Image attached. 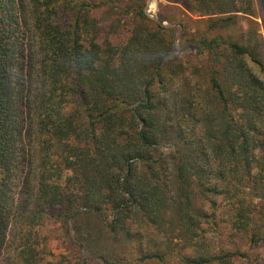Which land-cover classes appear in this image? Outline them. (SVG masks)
<instances>
[{
    "label": "trees",
    "instance_id": "16d2710c",
    "mask_svg": "<svg viewBox=\"0 0 264 264\" xmlns=\"http://www.w3.org/2000/svg\"><path fill=\"white\" fill-rule=\"evenodd\" d=\"M180 1L0 0V264H264V0Z\"/></svg>",
    "mask_w": 264,
    "mask_h": 264
},
{
    "label": "rangeland",
    "instance_id": "374dc122",
    "mask_svg": "<svg viewBox=\"0 0 264 264\" xmlns=\"http://www.w3.org/2000/svg\"><path fill=\"white\" fill-rule=\"evenodd\" d=\"M149 1L147 0V4H146V10L147 7L149 5ZM168 0H156V7L155 9L150 13V18L155 20V21H160L159 20V16H158V12H159V5L162 4H166ZM175 1V0H173ZM186 0H181L180 1V5L182 7V3H185ZM255 8L257 10V14L260 11L259 10V6H258V1L255 0ZM173 4V3H172ZM150 8V7H149ZM168 15H172V11H168L167 12ZM189 16L193 17L194 19H199L197 17V15H193L192 13H188ZM243 18L239 20L238 24L231 28V30L229 32L222 30L220 27L218 28H210V24L208 21H210V17L206 16L204 17V23H202L201 25H199L198 30L201 31V33L205 34L208 32V34H210V38L216 37V36H225V35H229L231 34L234 38L236 39H242L244 41V43H246L247 45H250L252 47L257 46V48L262 52V57L264 58V19H262L259 15L256 16H249V15H242ZM178 18L175 20V23L173 25L164 22L163 25L164 26H168L170 28H172L175 32L176 37L179 38V41H177V48L174 51V54L171 55L170 58L173 57V55H177L180 53V35L182 32L181 26H180V21L182 19V17L177 16ZM196 27V26H195ZM195 29H193L192 31H194ZM197 30V29H196ZM205 56L202 57V62L200 61V59L195 62V66H197V69H201L202 70V66L205 65L204 61H205ZM254 73L264 82V71H261L258 68H255ZM179 86V81L177 82V84L175 85V87L177 88ZM165 155L170 154L173 150L174 147H170V146H165L163 148ZM169 174L171 175V177L174 176L175 170L173 165L169 166ZM71 174V173H70ZM221 202V200H219V203ZM226 210H222L220 212V215L222 216L223 213H225ZM112 219V216L110 214L107 215V220L110 221ZM224 219H225V215H224ZM85 223H87V221H85ZM225 223H222V226H225ZM72 224H69V228L71 229ZM68 227L67 225L64 227L63 225H50L49 226V230L51 231L52 234V247H53V253L55 256L58 257V260H56V262L58 261H66L64 264H78L80 258L78 254H76V250L74 249V247L72 246V244L69 241V237L66 233ZM71 235H74V233H72V231L70 230ZM96 238L93 237L92 238V243H94V241L96 242Z\"/></svg>",
    "mask_w": 264,
    "mask_h": 264
},
{
    "label": "bare ground",
    "instance_id": "6f19581e",
    "mask_svg": "<svg viewBox=\"0 0 264 264\" xmlns=\"http://www.w3.org/2000/svg\"><path fill=\"white\" fill-rule=\"evenodd\" d=\"M156 7V0H154L150 5V11L152 12Z\"/></svg>",
    "mask_w": 264,
    "mask_h": 264
},
{
    "label": "water",
    "instance_id": "95a60500",
    "mask_svg": "<svg viewBox=\"0 0 264 264\" xmlns=\"http://www.w3.org/2000/svg\"><path fill=\"white\" fill-rule=\"evenodd\" d=\"M153 1H154V0H150V1H149V5H148L147 10H146L147 15H149V16H150V13H149V12H150V8H149V7H150V5H151V3H152Z\"/></svg>",
    "mask_w": 264,
    "mask_h": 264
}]
</instances>
